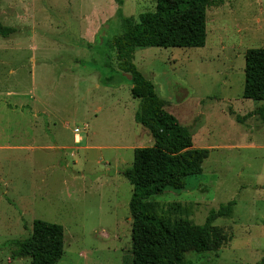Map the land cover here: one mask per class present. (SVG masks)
I'll list each match as a JSON object with an SVG mask.
<instances>
[{
  "label": "rangeland",
  "instance_id": "374dc122",
  "mask_svg": "<svg viewBox=\"0 0 264 264\" xmlns=\"http://www.w3.org/2000/svg\"><path fill=\"white\" fill-rule=\"evenodd\" d=\"M155 1L0 0V24L15 31L0 38V264H31L11 253L35 221L63 228L58 264H132V188L123 172L135 149L154 142L135 123L139 101L100 39L119 35L118 9L136 19L153 12ZM206 34L201 49L133 55L164 110L192 135L193 148L209 152L199 177L152 201L171 221L197 226L235 202L230 216L214 223L227 231L228 245L186 260L261 264L264 100L242 93L245 53L264 49V0H216ZM105 56L115 72L104 68Z\"/></svg>",
  "mask_w": 264,
  "mask_h": 264
},
{
  "label": "trees",
  "instance_id": "16d2710c",
  "mask_svg": "<svg viewBox=\"0 0 264 264\" xmlns=\"http://www.w3.org/2000/svg\"><path fill=\"white\" fill-rule=\"evenodd\" d=\"M214 4L216 0H156L153 12L142 13L136 19L125 18L118 9L115 19L119 23V35L108 41L100 39V47L114 52V62L120 71L131 77L130 93L139 101L134 121L149 132L154 142L150 148L135 149L131 168L123 172L132 188L128 207L132 264H192L186 260L188 254L217 253L231 239L224 228L214 223L229 217L235 202L210 212L204 224L197 226L171 221L159 213L158 205L152 201L167 190H183L188 178L199 177L209 152L193 148L190 132L164 110L154 86L133 64V55L140 49L204 48L206 13ZM14 32L0 24V38L7 39ZM105 60L104 68L115 72L111 58L105 56ZM244 60L242 98L263 101L264 49L246 51ZM258 113L264 116V106ZM244 119L236 118L240 122ZM13 246L12 260L58 264L64 253V231L58 225L35 221L31 235Z\"/></svg>",
  "mask_w": 264,
  "mask_h": 264
},
{
  "label": "crops",
  "instance_id": "0c3cea01",
  "mask_svg": "<svg viewBox=\"0 0 264 264\" xmlns=\"http://www.w3.org/2000/svg\"><path fill=\"white\" fill-rule=\"evenodd\" d=\"M111 80H112V78L110 77V79H109L108 81H111ZM31 130H32V131H34V129H32V128H31ZM34 133H35V132H34ZM74 138H75V142H76V143H80V138H79V136H78V135H75V137H74ZM85 149H88V147H87V148H85Z\"/></svg>",
  "mask_w": 264,
  "mask_h": 264
},
{
  "label": "built area",
  "instance_id": "2783aa9c",
  "mask_svg": "<svg viewBox=\"0 0 264 264\" xmlns=\"http://www.w3.org/2000/svg\"><path fill=\"white\" fill-rule=\"evenodd\" d=\"M73 133H74V135H78V134H79V130H78V129H75V130L73 131Z\"/></svg>",
  "mask_w": 264,
  "mask_h": 264
},
{
  "label": "water",
  "instance_id": "95a60500",
  "mask_svg": "<svg viewBox=\"0 0 264 264\" xmlns=\"http://www.w3.org/2000/svg\"><path fill=\"white\" fill-rule=\"evenodd\" d=\"M128 80L131 81V77L127 76Z\"/></svg>",
  "mask_w": 264,
  "mask_h": 264
}]
</instances>
